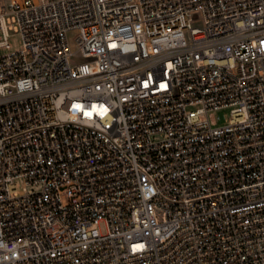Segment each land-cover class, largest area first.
Listing matches in <instances>:
<instances>
[{
	"label": "built area",
	"instance_id": "obj_1",
	"mask_svg": "<svg viewBox=\"0 0 264 264\" xmlns=\"http://www.w3.org/2000/svg\"><path fill=\"white\" fill-rule=\"evenodd\" d=\"M13 34L0 264H264V0H0Z\"/></svg>",
	"mask_w": 264,
	"mask_h": 264
},
{
	"label": "rangeland",
	"instance_id": "obj_2",
	"mask_svg": "<svg viewBox=\"0 0 264 264\" xmlns=\"http://www.w3.org/2000/svg\"><path fill=\"white\" fill-rule=\"evenodd\" d=\"M9 42L11 44V48H0V55L9 53L11 51H17L22 47V39L19 34H13L9 38ZM84 59L81 57H74L73 61H83ZM226 115L228 116L230 113L229 109L224 110ZM210 119L213 124H219L221 123L220 119H218V114L216 112H211L210 113ZM19 189L22 190V182L19 181ZM102 231L106 230L105 224L101 225Z\"/></svg>",
	"mask_w": 264,
	"mask_h": 264
}]
</instances>
